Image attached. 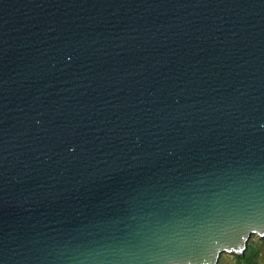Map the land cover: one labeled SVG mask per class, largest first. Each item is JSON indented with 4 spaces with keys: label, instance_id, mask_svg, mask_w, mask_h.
<instances>
[{
    "label": "water",
    "instance_id": "water-1",
    "mask_svg": "<svg viewBox=\"0 0 264 264\" xmlns=\"http://www.w3.org/2000/svg\"><path fill=\"white\" fill-rule=\"evenodd\" d=\"M261 232L264 0H0V264H217Z\"/></svg>",
    "mask_w": 264,
    "mask_h": 264
},
{
    "label": "trees",
    "instance_id": "trees-1",
    "mask_svg": "<svg viewBox=\"0 0 264 264\" xmlns=\"http://www.w3.org/2000/svg\"><path fill=\"white\" fill-rule=\"evenodd\" d=\"M236 264H264V237L258 240H248L243 254L231 253ZM222 254H220V257ZM220 257L218 262L220 261ZM217 262V264H218Z\"/></svg>",
    "mask_w": 264,
    "mask_h": 264
},
{
    "label": "rangeland",
    "instance_id": "rangeland-1",
    "mask_svg": "<svg viewBox=\"0 0 264 264\" xmlns=\"http://www.w3.org/2000/svg\"><path fill=\"white\" fill-rule=\"evenodd\" d=\"M259 237L260 236H258L257 234H252L249 239L256 241L258 240ZM219 264H236V262L231 253L223 252L222 256L220 257ZM260 264H263V263H260Z\"/></svg>",
    "mask_w": 264,
    "mask_h": 264
},
{
    "label": "clouds",
    "instance_id": "clouds-1",
    "mask_svg": "<svg viewBox=\"0 0 264 264\" xmlns=\"http://www.w3.org/2000/svg\"><path fill=\"white\" fill-rule=\"evenodd\" d=\"M260 236H261V237H264V232H261V233H260Z\"/></svg>",
    "mask_w": 264,
    "mask_h": 264
}]
</instances>
